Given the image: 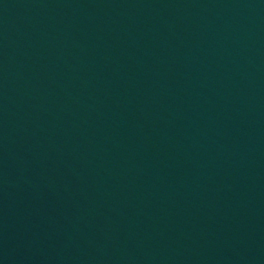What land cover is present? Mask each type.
<instances>
[{"label":"water","instance_id":"obj_1","mask_svg":"<svg viewBox=\"0 0 264 264\" xmlns=\"http://www.w3.org/2000/svg\"><path fill=\"white\" fill-rule=\"evenodd\" d=\"M0 165L264 264V0H0Z\"/></svg>","mask_w":264,"mask_h":264}]
</instances>
